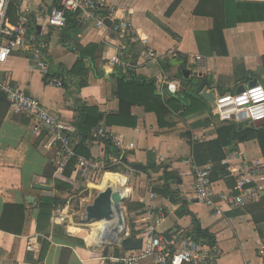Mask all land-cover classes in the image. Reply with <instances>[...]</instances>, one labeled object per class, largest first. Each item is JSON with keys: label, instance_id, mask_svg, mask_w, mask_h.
<instances>
[{"label": "crops", "instance_id": "0c3cea01", "mask_svg": "<svg viewBox=\"0 0 264 264\" xmlns=\"http://www.w3.org/2000/svg\"><path fill=\"white\" fill-rule=\"evenodd\" d=\"M58 1L11 0L6 9V22L13 24L24 11H35L41 5L55 6ZM107 1L124 11L133 24L122 42L124 60L131 65L129 71L122 70L125 77L152 81L156 93L163 100H168L171 95L164 90L169 86L160 90L162 80L173 79L176 81L175 98L179 100L174 99L176 104L168 106V113L162 117L163 125L153 111H145L141 106L132 108V116L136 118L134 127L101 122L120 141V149L113 144L106 148L95 138L84 143L92 158L103 157L108 161L118 154L122 155V162L116 170L122 175L107 171L103 176L117 180L126 203L136 202L144 209L128 213L126 207L129 217L126 232L138 238L143 228L154 223L158 214L162 213L164 221L157 225L156 232L166 235L181 231L193 237L194 216L202 229L215 236V253L211 249L210 253L216 264H264V174L257 181L263 188L258 199L248 202L240 212L237 208L223 206L221 212L216 213L214 207L194 199L192 168L185 163L192 156L185 133H191L194 141L213 140L217 137V128L223 123L246 120L220 119L213 113L212 107L195 93L197 86H207L215 96L237 91L250 83L264 87V0H226L228 18L223 30L226 55L211 46L209 33L213 28L212 19L193 14L199 0H181L169 15L166 13L174 0ZM81 23V27L69 32L66 44L60 41L62 29L35 27L36 33L48 44L46 74L32 69L28 54L21 51H15L0 65L2 75L17 83L38 99L49 113L57 115L74 129L78 115L74 110V99L96 106L104 116L118 112L116 79L113 76L118 66L109 63L116 54V36L107 25L100 27L91 21ZM196 32L200 33L199 40ZM89 43L98 45L93 67L102 69L104 75L96 77L90 68L87 85L76 91L74 83L77 78L67 75V72L74 65L77 55L68 47ZM149 51L156 52L155 62L149 58ZM197 56L199 60H196ZM167 63L170 65L165 66ZM85 65L89 66L88 63ZM183 67L189 71L187 79L181 72ZM46 79H64L67 89L47 85ZM191 100L198 109L188 112ZM160 155L165 156L161 163L174 171L169 188L176 191L177 196L167 197L158 192L164 185L162 172H153L150 167L159 162ZM253 159L264 160V145H260L256 138L234 141L225 149L223 160L210 164L214 169L227 163L248 164ZM57 160V144L51 138L32 133L29 119L7 111L0 125V218L6 204H20L25 210L20 234L0 229V264H103L104 255L98 254L109 244L104 242L105 235L88 244L89 232L86 235L83 228L70 224V216L65 227L52 225L49 219L48 236L36 230L37 206L41 198L56 196L62 204H67L66 198L74 188L90 183H80L74 170L70 176H64L63 171L56 169ZM134 163L145 166L146 170L132 169L130 165ZM35 184L47 185L49 190L38 189ZM213 187L216 191H226L231 182L221 176L213 181ZM26 196L34 197V203H28ZM147 206L150 213L145 211ZM38 238L49 243L42 261H37L40 246L35 251L26 249L28 240L37 241ZM115 248L118 253L124 251L113 247L108 256L113 255ZM140 264L154 263L145 259Z\"/></svg>", "mask_w": 264, "mask_h": 264}, {"label": "built area", "instance_id": "2783aa9c", "mask_svg": "<svg viewBox=\"0 0 264 264\" xmlns=\"http://www.w3.org/2000/svg\"><path fill=\"white\" fill-rule=\"evenodd\" d=\"M8 0H0V65L4 64L15 51L28 54L31 68L46 74L47 41L36 33V26H46L61 30L66 21V12H79L84 22H94L97 26L106 27L105 19L110 21L108 29L116 36V50L109 63L126 67L123 43L133 24L131 18L107 0H59L57 5L46 7L41 5L35 11H24L13 24L6 22ZM149 58L154 62L156 52L149 51ZM199 56L196 60H199ZM47 85L62 86L59 79H46ZM176 81L163 78L164 86H174ZM0 94L4 95L8 103V112L29 119L31 131L36 135H45L57 144L56 169L63 171L68 161L75 158L74 173L78 181L91 182L101 178L112 166L121 164L122 155L118 154L110 160L102 158H85L75 152L77 140L70 133L73 126L62 122L57 115L49 113L31 94L27 93L17 83L0 72ZM163 94V92H161ZM215 107L212 108L222 120L246 119L252 123L264 120V87L260 84L249 87L243 86L241 92H226L215 96ZM245 115V118H243ZM93 138L107 140L117 149L121 148L120 141L115 139L102 125L91 129ZM195 140V138L193 139ZM159 162L165 160L164 155L158 157ZM185 163L189 164L193 173L194 199L205 206L214 207L220 213L223 206L243 208L248 202L255 201L261 196L262 186L257 182L264 174V160L253 159L248 164L225 165L223 178L231 181V187L226 191H216L211 181L212 166L206 164L198 166L192 156ZM153 197V194H150ZM144 210V209H143ZM145 211L150 213L149 207ZM69 207L67 204H57L50 214L52 225L65 227L68 223ZM164 221V215L158 214L155 222L144 227L138 235L141 247L137 250L123 251L117 256H108L111 264H140L150 259L154 264H216L210 247L198 244L191 235L181 231H172L166 235L156 232V227ZM39 243L28 240L26 249L39 250ZM244 264H252L245 262Z\"/></svg>", "mask_w": 264, "mask_h": 264}, {"label": "trees", "instance_id": "16d2710c", "mask_svg": "<svg viewBox=\"0 0 264 264\" xmlns=\"http://www.w3.org/2000/svg\"><path fill=\"white\" fill-rule=\"evenodd\" d=\"M180 1L181 0H174L166 14H171ZM10 3L11 0H8V5ZM193 14L207 16L212 19L213 28L209 33L211 46L213 49L217 50L218 53L220 52V54L226 55V47L223 37L225 21L228 18L226 0H199L193 10ZM79 15V12H66V21L61 31L60 40L63 44H66L65 41L68 40L70 31L81 27L82 20ZM199 34L200 33L196 32V38L198 40L200 36ZM68 48L77 55L74 65L67 72V75L77 78L74 83L76 91H79L80 88L87 85L90 68L96 77L104 75L102 69L98 70L93 67L95 54L98 49L97 44L89 43L86 46L72 44L69 45ZM85 63H88L89 66H86ZM168 65H170V63H167L165 66ZM123 68H125L126 71H129L131 68L130 62H127L126 67L118 66L115 73H113V76L116 79V95L118 98V112L116 115L104 116L96 106H89L76 99L73 100L75 103L74 110L78 115L75 121L76 127L74 132H71L70 135L77 140L75 152L78 155L90 158V153L85 149L84 143L86 140L93 139L91 129L100 126L101 122L104 121L106 125L134 127L136 125V118L132 116V108L134 106H141L145 111H153L157 116L158 122L163 125L162 117L168 113V106H172V103L176 104L174 99H176L175 96L177 95V92L174 86L165 87L164 90L170 94L171 97L168 100H163L160 95L156 93L152 81L137 79L133 76H130L127 79L125 73L122 72ZM61 84L67 89V83L64 79L61 81ZM177 101L179 102V100ZM195 105L196 103L191 100V103L188 106V112L194 110L196 108ZM7 111L8 103L4 95L0 94V125L2 124ZM185 135L188 137V142L192 148V158L198 166L210 163L216 164L223 160L225 158V149L232 145L234 141L244 142L256 138L260 145H264V126L256 127L250 120L240 122L228 121L223 123L217 128V137L213 140L194 141L191 139V133L187 132ZM103 143L106 145V148H109L112 144L107 140H103ZM74 164L75 158H71L63 170L64 176H70L71 172L74 170ZM117 167L118 165L112 166L108 171L114 169L117 170ZM150 168L153 172H162L161 178L164 180V185L158 192L167 197L177 196L176 191L169 188V180L174 178V171L161 162L151 165ZM224 168L225 165L214 167L210 177L211 181L223 176L225 173ZM59 203L63 202L56 196L44 197L39 200L37 206L38 216L36 230L38 233L43 234V236H48L49 234V216L54 207ZM126 207L128 213L142 212L143 209L142 205L136 202H127ZM240 209L241 208H237V212H240ZM24 210L25 208L23 205L6 204L0 218V229L9 233L20 234L24 220ZM192 221L194 224V230L191 233L193 239L200 245L210 247L212 253H215V236L209 231L202 229L194 216H192ZM63 237L67 239L69 238L67 236ZM37 241L40 245V252L37 261H42L47 252L49 243L43 238H38ZM79 241L82 242L81 240ZM120 253H118V249L115 248L113 256H117ZM104 256L108 255L105 254Z\"/></svg>", "mask_w": 264, "mask_h": 264}, {"label": "water", "instance_id": "95a60500", "mask_svg": "<svg viewBox=\"0 0 264 264\" xmlns=\"http://www.w3.org/2000/svg\"><path fill=\"white\" fill-rule=\"evenodd\" d=\"M107 26H110V21L108 19L104 20ZM37 29H40L37 27ZM123 42V38L120 39ZM183 77L187 79L189 77V71L183 67L181 70ZM196 75V74H194ZM256 83L248 84L249 87L255 86ZM243 87H239L236 92H241ZM206 101L212 108L215 107V95L213 90L208 89L207 86L199 85L195 88V93ZM234 117H232L233 119ZM245 118V115H243ZM241 119V118H239ZM254 126H264V120L253 122ZM123 161L126 163L125 158ZM132 169L145 171L146 167L140 164L134 163L130 165ZM38 189L49 190L47 185L35 184ZM121 190L116 187H107L97 194L91 205H89L85 211L86 220H101V219H111L114 214H117V228L112 229L108 236L111 239L110 244H114L116 247L124 250H137L141 247V239L133 238L128 232H126V227L124 225V217L122 213V203L126 202V199L120 194ZM25 200L28 203H34L35 199L32 196H26ZM115 205V209L112 206ZM18 264V263H14ZM103 264H111L109 257H104Z\"/></svg>", "mask_w": 264, "mask_h": 264}, {"label": "rangeland", "instance_id": "374dc122", "mask_svg": "<svg viewBox=\"0 0 264 264\" xmlns=\"http://www.w3.org/2000/svg\"><path fill=\"white\" fill-rule=\"evenodd\" d=\"M110 172L119 173L120 175H122L120 172H116V170H111ZM102 183H106L108 184V186H111V187L114 186V187L119 188V183L117 182V180H113L110 177L104 178V176L102 175L101 178L99 177L98 179L91 181L86 186H82V187L78 186L74 188V190L71 191V195L68 198H66L67 204L69 207V216H70V221H71L70 224L83 228L85 230L86 235L89 232L90 226L100 221V219L99 220H86L85 211L87 207L91 205V203L93 202L97 194L101 192L102 190H104L98 187L99 184H102ZM125 203L126 202L122 203V213L124 217V225L126 227L127 224L129 223V217L127 216ZM110 231H112V229ZM104 242H108L106 237L104 239ZM113 247H116V246L110 243L107 244L104 247L103 251H101L98 255H102V254L108 255L109 252L112 253L111 251ZM102 258H103L102 261H104V256Z\"/></svg>", "mask_w": 264, "mask_h": 264}, {"label": "bare ground", "instance_id": "6f19581e", "mask_svg": "<svg viewBox=\"0 0 264 264\" xmlns=\"http://www.w3.org/2000/svg\"><path fill=\"white\" fill-rule=\"evenodd\" d=\"M104 181V180H103ZM102 181V182H103ZM100 189H105L108 186L106 183H102L98 186ZM114 187V186H112ZM113 209H115V205L112 206ZM97 224V225H96ZM117 228V214L115 213L114 216L111 219H102L95 224H92L90 226V231L88 235L87 242L88 244L94 243V241L101 235H105L108 243H111V239L108 236L111 229Z\"/></svg>", "mask_w": 264, "mask_h": 264}]
</instances>
